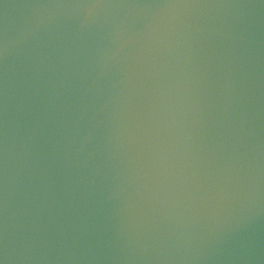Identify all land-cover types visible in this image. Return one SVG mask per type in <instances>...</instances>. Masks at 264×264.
Masks as SVG:
<instances>
[{"label": "water", "instance_id": "1", "mask_svg": "<svg viewBox=\"0 0 264 264\" xmlns=\"http://www.w3.org/2000/svg\"><path fill=\"white\" fill-rule=\"evenodd\" d=\"M0 264H264V0H0Z\"/></svg>", "mask_w": 264, "mask_h": 264}]
</instances>
